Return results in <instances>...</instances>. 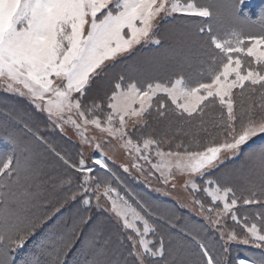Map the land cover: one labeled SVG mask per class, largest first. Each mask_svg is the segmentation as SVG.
<instances>
[{
	"label": "snow or ice",
	"instance_id": "1",
	"mask_svg": "<svg viewBox=\"0 0 264 264\" xmlns=\"http://www.w3.org/2000/svg\"><path fill=\"white\" fill-rule=\"evenodd\" d=\"M177 14L195 19L183 20L184 27L162 36L161 23ZM139 45L158 46L157 55L118 73L103 104L86 101L93 81L112 71L117 62L125 63L118 58L130 56ZM0 87L29 97L61 132L64 124H70L85 145L92 146L85 135L89 125L121 141L141 173L142 160L165 184L175 175L187 176L185 189L210 198L207 208L200 199L193 203L201 213H216L215 219L207 216L211 224L221 225L222 211L242 229L239 235L228 232L227 237L220 230L225 243L219 251L197 226L181 228L182 234L160 232L161 225L142 205L137 211L107 181L92 183L96 179L92 173L111 171L99 143L94 145L97 155L85 158L80 152L75 161L48 144L70 170L54 185H67L64 198L48 208L49 202L42 198L44 182L37 180L28 149L4 130L0 132V264H264V5L258 8L254 0H0ZM210 108L218 111L210 113ZM153 112L166 122L163 136L134 139L130 125L141 132ZM206 136L213 139L201 146ZM172 140L176 150L161 148ZM234 157H242L247 169L238 177L240 196L230 183L231 174L216 176L214 171ZM101 189L110 204L107 209L99 203ZM89 192L97 193L95 207L111 212L110 219L120 229L115 244L97 221L82 248L76 247L84 226L92 221L91 198L84 195ZM78 195L86 211L72 226L53 220ZM240 203L260 207L249 217V209L238 208ZM234 210L245 214L238 216ZM164 227L177 225L168 220ZM230 242L259 251L237 252L229 258ZM70 254L84 259H70Z\"/></svg>",
	"mask_w": 264,
	"mask_h": 264
},
{
	"label": "rangeland",
	"instance_id": "2",
	"mask_svg": "<svg viewBox=\"0 0 264 264\" xmlns=\"http://www.w3.org/2000/svg\"><path fill=\"white\" fill-rule=\"evenodd\" d=\"M171 18L172 17H169L168 19H171ZM151 46H154V45H139L133 50L130 56L119 57L118 60L126 61L127 59H131L133 56H135V54L139 50L141 49L144 50ZM108 63L111 64L112 62H108ZM120 64L121 63L117 62L115 65V68L119 67ZM114 69L112 71H109L105 75L106 77L103 76V77L97 78L95 82L101 78L111 77L112 73L116 72L114 71ZM118 73L120 72H116L114 77L109 78L111 80V84L103 90L101 94L102 98L99 97V101L98 100L96 101L97 103H101L103 102V100H106V94H109L111 92L112 84L116 80L114 78L117 76ZM96 89L97 88L94 86L93 88H91V90H88V92L92 91L93 93V91L95 92ZM95 99H96V96L94 95L93 100ZM16 103L24 107V110L18 111L21 109L18 106L17 107L15 106ZM0 114L11 120H13L12 116L15 114V116L17 115L24 119H28L31 122V124L34 125L35 127L38 125V130L40 131V133L39 132L35 133L36 135H33V132H30V133L35 137V139H37L38 141H40L47 147H48V144H51L56 149V146L54 145L57 143H60V141H63V140L66 141L67 143H70L73 146H66L65 151L70 154V159L73 161L79 159L80 152H83L85 158H91L97 155L98 151L94 148V145L96 143H99L101 145V148L99 151L106 153V158H108L109 168L111 169V171H108V172L105 170H100V171L106 172L111 178L108 175L106 176L105 174L101 172H99V174L97 173L94 175L91 174L92 176L96 177V179H93L92 183L95 184L97 179L102 180V181H107L109 184H111V186L115 187L119 195L124 197L129 202V204H131L133 207L137 209V211H141V205L143 206V208H146L148 210L146 205L143 204L142 202V198H143L142 194L139 192H135V186H141L143 189L151 192L155 197H158L160 199L162 198L164 200L167 199L168 201H171L175 205V207L173 205H167V204L164 205V208L167 209L165 211L166 218L167 216H172V217L177 216L178 218L184 219L185 221H191L197 224L201 223L202 226L206 227L207 231H210L215 237H219V239H220V230H223L225 232V237H227V233L230 231H235L238 235L241 233V230H240L241 227L236 225L235 222L231 220L230 214L224 215L222 211H221V216H222L221 225L216 226V225L211 224L208 221L207 216L211 215L212 218L215 219L216 213L213 212L209 214L206 211L204 213H201L199 206L193 203V199L194 198L200 199L205 204V207L207 208L210 204V198L207 197L202 191L192 193L190 188L185 189L183 187V183L188 178L187 176L175 175L174 179L170 180L167 184H165L163 182V178L160 177V174L156 172L155 170L151 169L150 166L142 160L138 161V163H140L144 168L143 173H141L140 171H138L136 168L132 166L137 161H134L133 157L128 154V151L121 146L122 142L119 140L112 139L111 137L107 136V134L95 129L94 126L89 125L88 130L85 133V135L92 140V146L85 145L82 143V140L80 136L78 135L77 131L70 124H64L63 126L64 131L61 132L58 127H54V125L49 121L47 117V113L45 111L38 110L35 107V105L31 102V99L29 97H26V96L22 97L16 93L5 91L2 87H0ZM72 115H73V118H77L75 117L74 113ZM101 119H103L102 115H101ZM15 122L18 125L22 126L25 130L29 128L28 127L29 125L27 124H22L17 121ZM165 123L166 122L162 123V126L157 129L158 131L154 129V131H152L151 134L155 136L156 138H161L165 130ZM25 125H27V128L25 127ZM129 131H133V129L131 128V125L129 127ZM43 134H46V136L48 135L47 137L49 140L43 137L42 136ZM37 137H40V139H38ZM93 137L95 139H92ZM44 140L47 141V144L44 143ZM171 142L172 141L164 142L160 146L165 151L176 150V147L172 148L173 145ZM238 158L239 157H234V158L225 160L224 164L221 165V167L226 165L228 162L237 160ZM151 159L154 162L157 159L154 155V149L151 155ZM123 166H127L129 171L125 172ZM115 169H118V170H115ZM118 173H121L122 175L120 176ZM69 174H70V170L64 174L65 175L64 178L68 176ZM193 178L196 179L197 182L199 183L198 177H193ZM73 184L75 187L76 186L75 183ZM172 184L176 185L175 189L172 188ZM133 185H134V188H133ZM84 195H87L91 198L92 205L94 206L96 205L97 203L95 199L97 195L96 192H89ZM79 197L80 196L78 195L77 198ZM99 203L103 209H107L110 206L109 201H107L103 197L102 189L100 190ZM243 206L244 205L240 203L238 205V208L242 209L244 208ZM218 207L219 209H222V204H219ZM97 211H101V212L103 211L109 217L112 216L111 212L109 211H104L99 208H97ZM234 211H237V210H234ZM153 219L156 220V223L158 225H161V227H159L158 230L162 233H166L167 230L164 228V225H166L167 222L163 220L161 217L155 216L154 214H153ZM113 221L115 222L114 218H113ZM199 228L201 229L202 227H199ZM171 230L176 231L178 234H182L180 233V230L178 228L171 229ZM220 241L222 242V244L225 243L224 240L220 239ZM227 247L229 248V258H231L232 256H235L237 252H239L240 255H243L245 251H248V252L259 251L257 249L251 248L250 246L243 245L237 242H230L228 243Z\"/></svg>",
	"mask_w": 264,
	"mask_h": 264
},
{
	"label": "trees",
	"instance_id": "3",
	"mask_svg": "<svg viewBox=\"0 0 264 264\" xmlns=\"http://www.w3.org/2000/svg\"><path fill=\"white\" fill-rule=\"evenodd\" d=\"M254 2L258 8L259 6L264 5V0H255ZM186 19H195V18H185V17H180L179 15H176L172 17L171 19H168L167 22H163L160 28L161 35L163 36L166 34H171L175 30L184 27V24L182 23V21ZM157 48L158 46L154 45L144 50L143 49L139 50L135 54V56H133L131 59H127L125 63L120 64V66L115 68L114 71L121 72L124 68L129 67L131 65L141 64V63L149 61L151 58L157 55ZM116 72L112 73L111 77L101 78V79H98L96 82L94 81V83L91 84V88L95 86L97 89L95 90V92L93 91V93L92 91L88 92V90H86V93L88 92L87 93L88 95L86 94L85 100L88 102H91L95 95L96 96L95 100L99 101V97L102 98L101 94L103 90L111 84V80L109 78L114 77ZM114 79H116V77ZM104 101L105 100H103L101 104H103ZM166 103L170 104V102H167V101ZM15 106L16 107L18 106L21 109L18 111L24 110V107L18 105V103H16ZM207 111L210 113H214L218 111V108H210ZM12 119L13 120L6 118L5 116L0 114V132L7 130L8 132L15 134L18 137L21 147H26L28 149L27 154L32 157L34 164H35L36 171L39 174L37 180L38 182L39 181L44 182L41 185L44 190L42 198L46 199L49 202L47 205L48 208H53L64 198V195L66 193V188H67V185H65L63 188L55 187L54 185H59L64 179V176H65L64 174L69 170L65 168V166L57 159V157L48 149L46 145H44L43 143L35 139V137L30 132L25 130L22 126L18 125L15 121L22 123V124L29 125L28 127L31 128L33 130L32 132L34 133H38V132L40 133V131L38 130V125L35 127L34 125L31 124V122L28 119H24L17 115L15 116V114L12 116ZM205 119L206 120L209 119V116L206 115ZM163 122L164 121L159 120L156 117L155 113L153 112V114L148 118L147 128L143 129L141 132H135L134 130L132 131L133 138L136 139L137 137L141 135L151 134V132L154 131V129L158 131L157 129L162 126ZM42 136L45 137L47 140H49L47 137L48 135L46 136V134H43ZM212 139L213 138L211 136L202 137L201 146H203L204 143L211 141ZM216 139H219V137H217ZM185 141L187 142V138H185ZM171 143L173 145L172 148H175L176 141L172 140ZM54 146H56V150L59 151L62 155H65L70 158V154L65 151V148L66 146H73V145L63 140V141H60V143L55 144ZM243 164H244L243 158L239 157L237 160L228 162L226 165L220 167L219 170H216V176H224L226 174H231L230 183L236 186L237 196L241 195V190H240L241 181L239 180L238 177L243 175L247 171V169L243 167ZM115 170H118V169H115ZM100 172L105 174L106 176L108 175L106 172H103V171H100ZM92 174L94 175L96 173L94 172ZM118 174L120 176L122 175L121 173H118ZM213 178H215V176ZM72 187L73 189H75L76 186L74 187V184H73ZM133 188H134V185H133ZM135 192H139L142 194L143 204H145L148 210L152 212L155 216L161 217L166 222L168 220H172L173 222L176 223L177 228L179 230L181 228L189 229V228H192L193 226L202 227L201 229L205 237L213 239L216 242L217 250L218 251L221 250L220 246L223 244L220 241L219 237H215L210 231H207L206 227L202 226L201 223L197 224L191 221H185L184 219H180L177 216H174V217L167 216L166 218L165 211L167 209L164 208V205L166 204L173 205L175 207V205L171 201H168L167 199L164 200L162 198L160 199L158 197H155L151 192L143 189L141 186H135ZM243 207L244 208L242 209H249V211L246 214L249 217H252L254 213L259 210L260 206L259 205H250V206L244 205ZM85 211L86 209L84 208V206L80 204V197H79L75 201H69L63 208H61L60 212L56 214L55 217H53V220H56L57 218H59V221L61 223H64L65 227H71L72 221L77 216L83 214ZM105 214L106 213L103 211L102 212L97 211V208L94 205H92L90 209V215L92 216V221H90L89 225L84 226V233L82 234L81 240H78L76 244L77 248H82L83 239L84 237L87 236L90 226L94 222H97V221L103 225L105 236H110L113 241V244H115L116 236L119 234L120 229L116 226L113 219H110V217L107 214L106 215ZM244 214L245 213L242 211H237V215L239 216H242ZM164 228L167 231L171 230L166 227ZM240 230L242 231L241 228ZM173 232L178 234L176 231H173ZM125 244H127V241H125ZM70 259L80 261V260H83L84 257L79 254L75 256L70 254Z\"/></svg>",
	"mask_w": 264,
	"mask_h": 264
}]
</instances>
